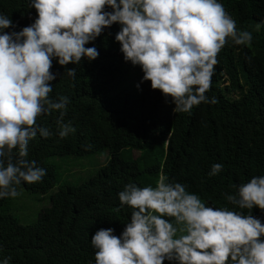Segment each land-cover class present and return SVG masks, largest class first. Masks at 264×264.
I'll return each mask as SVG.
<instances>
[{
    "label": "trees",
    "instance_id": "obj_1",
    "mask_svg": "<svg viewBox=\"0 0 264 264\" xmlns=\"http://www.w3.org/2000/svg\"><path fill=\"white\" fill-rule=\"evenodd\" d=\"M219 2L252 40L245 46L228 39L217 53L205 93L216 98L215 104L202 102L189 112H174L170 97L152 89L149 81L141 82L139 65L124 61L114 40L117 23L85 45L95 46V59L81 57L78 64L61 66L53 58L49 71L57 76L50 82L49 96L68 97L62 122L75 130L64 138L56 135L59 110L37 117L36 123L53 134L42 138L37 133L25 158L34 160L45 175L36 183L21 182L17 192L56 191L28 225L12 214V197L0 198V259L9 257V264H89L95 252L91 236L102 228H112L119 236L129 219L132 209L120 205L117 196L123 185L154 186L161 173L206 205L250 211L264 223V210L238 209L224 199L236 191L233 185L264 175V0ZM0 13L15 24L5 32H18L36 17L29 0H0ZM71 67L76 69L74 78L66 74ZM105 154V163L82 182L64 176L61 166L51 161ZM16 155L13 149V160ZM214 163L222 169L210 176Z\"/></svg>",
    "mask_w": 264,
    "mask_h": 264
},
{
    "label": "clouds",
    "instance_id": "obj_2",
    "mask_svg": "<svg viewBox=\"0 0 264 264\" xmlns=\"http://www.w3.org/2000/svg\"><path fill=\"white\" fill-rule=\"evenodd\" d=\"M29 7L36 17L18 32L4 31L15 24L0 13V198L17 196L21 182L36 183L45 175L25 158L37 133L53 134L36 123L38 116L59 110L56 135L64 138L75 130L62 122L68 97L49 96L57 76L49 71L53 58L61 66L95 59V46L85 45L117 23L114 40L124 61L139 65L141 82L170 97L174 112H189L202 102L216 103L205 93L227 40L245 46L252 40L219 0H29ZM75 72L66 68L68 77ZM221 169L214 163L208 175ZM233 187L234 193L224 194L228 203L264 210V175ZM117 196L132 209L129 219L119 236L112 228L91 236L95 252L89 264H264V223L250 211L206 205L163 173L154 186L129 182Z\"/></svg>",
    "mask_w": 264,
    "mask_h": 264
},
{
    "label": "rangeland",
    "instance_id": "obj_3",
    "mask_svg": "<svg viewBox=\"0 0 264 264\" xmlns=\"http://www.w3.org/2000/svg\"><path fill=\"white\" fill-rule=\"evenodd\" d=\"M131 70L134 71V68ZM134 155L136 156L137 154L134 153ZM106 157L107 155L105 154L103 156L93 155L72 157L70 159L54 158L51 161L61 166L60 173H64V176L69 175L72 176L74 182H82L93 176L100 166L105 163ZM55 191L56 188L41 195L27 194L25 191L19 190L18 195L11 199L10 208L12 214L17 217L22 225L33 223L38 218L39 212L49 206V196Z\"/></svg>",
    "mask_w": 264,
    "mask_h": 264
}]
</instances>
